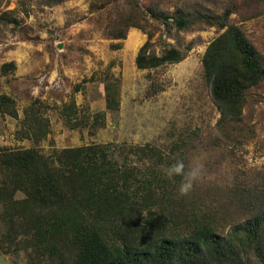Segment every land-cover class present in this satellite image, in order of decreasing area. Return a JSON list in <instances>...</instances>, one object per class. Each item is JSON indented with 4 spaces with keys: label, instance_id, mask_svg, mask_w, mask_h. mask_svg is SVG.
I'll return each mask as SVG.
<instances>
[{
    "label": "trees",
    "instance_id": "obj_1",
    "mask_svg": "<svg viewBox=\"0 0 264 264\" xmlns=\"http://www.w3.org/2000/svg\"><path fill=\"white\" fill-rule=\"evenodd\" d=\"M63 1L39 2L51 7ZM250 1L241 0L238 8L228 3L220 12L185 5L170 12L152 0L147 13L133 1L107 23L111 39H125L130 27L146 34L135 56L136 68L146 70L178 63L193 47L192 42L166 44L163 34L177 42L178 31L216 27L220 33L201 58L209 97L218 112L216 145L238 141L240 129L235 126L247 104V91L264 81L263 54L230 21L235 13L244 19L258 15H244ZM2 2L0 19L18 23L1 11ZM17 4L26 9V0ZM159 29L162 33L153 41ZM156 42L162 44L159 54ZM110 47L120 49L122 43ZM12 67L4 63L0 70L5 73ZM150 84V94L163 89L154 78ZM104 89L106 109L117 110L116 84L107 82ZM64 108L75 112V101ZM7 115L18 119L16 101L0 93V116ZM49 126L33 101L24 108L17 131L32 145L0 149V218L6 225L2 241L10 249L24 250L26 264H264V166L252 175L243 169L235 173L228 195L243 217L223 234L218 211L185 181L192 142H180L175 145L178 152L170 154L149 144L136 146L140 166H120L104 145L43 154L39 143Z\"/></svg>",
    "mask_w": 264,
    "mask_h": 264
},
{
    "label": "rangeland",
    "instance_id": "obj_2",
    "mask_svg": "<svg viewBox=\"0 0 264 264\" xmlns=\"http://www.w3.org/2000/svg\"><path fill=\"white\" fill-rule=\"evenodd\" d=\"M17 1L1 3V11L16 17L18 23L0 19V48H14L21 41L48 56L34 77L38 96L29 101V105L34 101L39 113L50 121L49 133L39 143L43 154L53 156L64 148L104 145L120 166H140L136 146L149 144L170 154L178 152L175 145L180 142H192L185 179L190 191L215 207L223 234L233 223L242 220L243 216L229 198L228 188L239 169L252 175L264 166V81L247 91V104L235 126L240 129L238 141L229 145L214 144L218 136L215 128L218 112L209 97L201 58L208 43L220 33L216 27L178 31L177 42L163 34L166 44L184 46L192 42L193 47L178 63L154 70L138 69L135 56L146 41V34L130 27L125 39H111L106 31L107 23L111 16L112 20L116 18L117 10L133 1L147 13L152 0H64L51 7L41 5L40 0H26L25 10ZM158 2L170 12L184 5L215 12L231 2L237 8L241 5V0ZM245 9L244 15L252 12L258 15L244 19L235 13L230 21L245 31L264 56V0H252ZM161 33L159 29L153 41ZM119 41L120 49L110 47ZM161 45L155 43L157 54ZM153 78L163 89L150 94ZM107 82L115 83L118 88L117 110L105 107ZM71 100L75 101V112L64 108ZM19 128L20 119L0 116V149L32 145L31 139L17 134ZM5 226L0 218V264H26L28 257L24 250L15 246L10 249L2 241Z\"/></svg>",
    "mask_w": 264,
    "mask_h": 264
},
{
    "label": "crops",
    "instance_id": "obj_3",
    "mask_svg": "<svg viewBox=\"0 0 264 264\" xmlns=\"http://www.w3.org/2000/svg\"><path fill=\"white\" fill-rule=\"evenodd\" d=\"M30 45V43L17 41L14 48H0V69L4 63H13V67L8 72L2 73L0 70V89L2 90L0 93L12 95L15 98L18 119L22 118L23 108L29 105V101L38 96L34 77L38 75H36L38 66L45 65L48 61V56L43 51L30 48ZM38 57L41 59L38 60Z\"/></svg>",
    "mask_w": 264,
    "mask_h": 264
},
{
    "label": "bare ground",
    "instance_id": "obj_4",
    "mask_svg": "<svg viewBox=\"0 0 264 264\" xmlns=\"http://www.w3.org/2000/svg\"><path fill=\"white\" fill-rule=\"evenodd\" d=\"M131 37V36H130Z\"/></svg>",
    "mask_w": 264,
    "mask_h": 264
}]
</instances>
